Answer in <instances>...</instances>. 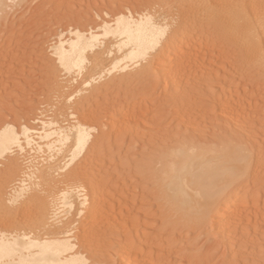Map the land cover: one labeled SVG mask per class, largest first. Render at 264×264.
<instances>
[{
  "label": "rangeland",
  "instance_id": "obj_1",
  "mask_svg": "<svg viewBox=\"0 0 264 264\" xmlns=\"http://www.w3.org/2000/svg\"><path fill=\"white\" fill-rule=\"evenodd\" d=\"M125 1H126V3H125ZM127 1L128 0H22L20 2H19V0H15V2H13V0L11 1L12 4H10V5H12V6L9 7V9H10L9 14L10 13L11 14L7 18V24H6L7 26H5L6 28H4V31L2 33H0V34H2V35H0V131H6L7 132L8 130H10V131H8L9 134L17 135L18 132H21V130L23 131V129H26V131L19 133L20 135H17V137L21 136V138H22V136L26 133H27L26 134L27 136H25V135L23 136V138L25 140H23V138L22 139L18 138L20 140L21 147H19L18 145H14L12 151H7V152L3 153L2 155L0 154V186H1L0 187L1 188L0 189V191H1L0 192V194H1L0 195V221H2V222H0V231H2L0 233L2 234V238L5 237V236H3V233H4V235H7L9 240H13V238L15 239L17 236H21L23 234H31L30 235L31 237L40 236V237H52L53 238V237L57 236V238H59L60 241L64 242V240H65L70 247L71 246L74 247V248H72V250H70V253L72 255H74V254H75L74 256L78 255V258L81 260V256L83 254L81 261L84 260L85 262L84 261L83 262L85 264H88V263L89 264H110V263L111 264H121L120 260L123 259L122 258L123 255L120 254L122 251L121 245H122V243H125L126 238H129L130 236L135 237V238L139 236L138 242L140 244L138 243V245H140V249H142L143 255H145V254L147 255L146 257L145 256L142 257L144 261L145 260L147 261V259H146L147 257L150 258L152 256L154 258L155 255H157L154 258V260H156V263H154L155 261L151 257L150 258L151 260L149 259V261H151L150 264H231V263H233V262H231V259H230L231 256H233L232 261H235V259L237 261V259H239V255H242V253L244 254L245 251H243V250H246V248L251 249V247L254 248L255 245H257V244H259V245L263 244L262 245L263 247L260 249L261 252H258V254L256 253L257 255L256 254L253 255V252H251V254H252L251 255L250 254L251 250L248 249V252L246 251V253H249V254H247L248 258L245 256V254H246L245 253L244 257H243V255H242V257H240L241 260L243 259L242 260L243 263L239 259L238 260L239 262H237L236 264H264L263 263L264 262V258H263L264 257V254H263L264 253V249H263L264 248V179H263L264 172H262L264 170L263 169L264 168L263 167L264 166V163H263L264 162L263 161L264 160V158H263V156H264V144H262V143H264V0H222L220 2H219V0H216L217 5L208 14V16L199 20L198 24L195 27H193V26L191 27L194 34H197V31L199 29V31H198L199 35L197 34V36L199 38V43L197 45H199L200 43L201 44L198 47L201 48L203 52L208 51L207 52L208 54L206 53L207 59L205 57V62L203 63V61H204L203 60L202 64H204V66L206 64L210 65V66L213 65V66H211L212 68L209 66H207V67L205 66L204 68H201V69L205 70V73L203 70L201 71V69L195 71L197 77H196L195 73L193 74V77L195 75V80L197 81V79H198V81H197V83L195 81H194L195 83H192L193 85H195V84L196 85H195V89L193 90L194 92L193 91L190 92L189 95L193 94L191 96H194V98L190 97V96H186L185 91H187V89H188L187 85L185 87H183V89L185 90L184 92L180 91L181 97H180V95L178 97L179 93H176L173 89L166 88V84H165L164 80L160 79L159 73L155 67L157 65V58H156L157 54L155 52L159 48H162L168 44L167 39L169 38V36L172 35L171 31L173 32L177 28L179 23H183V24L185 23V19L183 18V14L180 12V10H178V8H175L173 10L174 11L173 12V11L166 10L164 7H161L160 2L162 0H129L128 2ZM9 3H10V1H9ZM254 3L257 5L255 6ZM157 6H159V7H157ZM253 6H254L255 10L254 9L252 10ZM130 11L134 15L135 18H140V16H143V15H152L156 18L157 21H164L165 17H167L166 19L175 20V24L172 26L171 30L168 31L167 35H164L161 38V40L157 44V46L152 48L151 56L149 57L150 60L147 63H143L144 65L140 64L139 66H137L133 69L127 70L125 68L123 70L124 61L123 60L119 61L116 64L117 67L112 71V73L108 72L107 68L106 69H104L105 67L102 68L101 72L96 76V79H95V81H97L99 83V85H97L95 87L94 86L85 87L86 88V89L84 88L85 90H83V88L82 89L76 88V86L78 84L77 82L79 79L77 73L72 68H66L63 64H61L62 62H61L59 56L57 55L58 50H55V48H52V47L57 45V42H58V44L63 43L66 48H70L69 44L71 42H75L76 40H78V37L82 36L83 40H85L86 43L88 42L92 46L91 49L93 50V52H95L96 54H99L100 56L106 58V60L110 64V63H112L114 57L119 55L122 51L126 50V47H122V49L119 50V47H118L119 42L115 43L118 41V39L117 38L115 39V37H113L112 34H107L106 31L104 32L105 29L103 28L104 27L103 25L105 24L106 26L107 25L109 26V25H111V23H112V25H114L115 24L114 22H116L117 18L120 16V14L128 13ZM212 15H214V16H212ZM189 16L190 15L188 13L187 17H189ZM110 17H112L113 20ZM200 18H202V17H200ZM110 19L112 20V22ZM106 21L107 22L110 21V22L106 23ZM102 22H103V24H102ZM216 22L217 23L219 22L218 28L216 26V24H217ZM98 25H100V26H98ZM95 26H96V28H95ZM100 27H102V28H100ZM206 31H207V33L205 34ZM201 35L202 36L204 35L203 36L204 40H203ZM210 36H212V39H210L211 38ZM213 38H214V41H216V44L218 43L217 45L213 41ZM208 40L210 42H207ZM208 43L210 44V46L207 45ZM204 44H205V46H204ZM207 46H209L208 50H206ZM191 47L192 48L194 47L193 50L198 48L195 45H193ZM216 47H217V49L219 48L218 52L216 51L217 50ZM209 49H211V50L209 51ZM53 50H55L56 52H54ZM216 52H217V54H216ZM209 53H210V56H209ZM233 54H234V56H233ZM212 56H215L216 58L212 57ZM210 57L213 58L215 62L213 61V59H210ZM229 57H230V61L228 62ZM57 58H59V60ZM208 60L211 63H209ZM217 61H219V64ZM221 62H223V63L221 64ZM59 64L63 65V67H60ZM144 66H145V68H144ZM190 66H192V64ZM216 66H218L219 67L218 69H220V70H218L216 68ZM150 67H151V69H149ZM214 67L217 69L216 71L213 70V69H215ZM142 69H143V71H142ZM149 70H150V72H149ZM200 71L203 72L204 75H202L200 73L199 74L200 76H198V73ZM208 71H212L214 74L215 73L216 74L219 73V74L217 77L215 75V79H214L215 81L213 80L210 84H208L209 86L206 85L204 88L202 87L201 89L197 88L196 86L198 85V83L200 81L209 79V77H210L209 73L210 72H208ZM217 71H219V72H217ZM136 72H138V73H136ZM142 73H144V74H142ZM119 74H120V76H119ZM224 74H225V76H224ZM69 76H70V78H69ZM219 76H221V77H219ZM198 77H200V78H198ZM191 79H192V77H191ZM237 79L239 81H236ZM143 80H145V81H143ZM185 80H187V79H185ZM153 81H157V83L153 82ZM190 81L192 82L193 80H190ZM217 81H218V83H216ZM149 82L153 86L150 85ZM188 82H189V79H188ZM188 82H186V83H188ZM219 82H220V87L218 86ZM119 84L121 87L118 86ZM140 84H142V85H140ZM73 85H74V87H73ZM146 85L152 86V87L155 86L154 87L155 90H153L152 87H146ZM163 86H165L164 89H163ZM210 86L214 87L215 89L209 90ZM115 87H117V88H115ZM118 87L120 89H118ZM74 88H76V89L74 90ZM205 88L207 90H204ZM97 89H99V90H97ZM197 89H199V91L201 90V92L197 91ZM245 89H246V92H244ZM92 90H93V92H92ZM180 90H182V89H180ZM202 90H204L205 92L202 93ZM66 91H67V93L72 92L70 94L68 93L69 96L67 94V96H66L67 98L63 95V94L66 95ZM211 91H213V92L211 93ZM230 91H231V93H230ZM239 91L241 93L242 92L243 93L241 94V93H239ZM196 92L197 93L199 92L200 94L199 93L197 94ZM237 92L239 94H241V96H242L241 97L242 101H240L239 104L235 100L236 95L238 94ZM228 93L230 96L232 95L231 98H230V96H228ZM233 93H235V94H233ZM73 94H74V96H73ZM182 94L183 95L185 94L184 96H186V97L183 98ZM225 94L227 95V98H229L228 101L233 102L234 106L232 105V103L227 102V98L223 97ZM197 95H198V97L200 96V98H202V100H204V102L202 100H200L197 97ZM203 95L204 96L209 95V99H207V98L203 99V97H204ZM195 96L197 97L196 99H195ZM216 96H218V97L216 98ZM71 97H72V100H71ZM95 97H97V98H95ZM187 97L190 99H188ZM185 98H187V101ZM218 98L220 101L218 100ZM145 99H146L147 103H145L146 102ZM169 99H171V100H169ZM205 99H206V101H205ZM62 100H68V101H66L68 103H66L65 101H62ZM177 100H179V102ZM231 100H233V101H231ZM188 101L190 102V104ZM221 101L222 102L224 101L225 103H227L226 104L227 108H224L223 112L221 109H222L223 105H225V103L223 102V104H221L222 103ZM139 102H141V105L139 104ZM180 102H182L183 104L182 103L180 104ZM209 102H210V104H208ZM185 103L187 104V106H191V107L193 106L194 108H195L194 105H197L198 109H197V107L195 108V110H193L194 109L193 107H192L193 109L190 107L187 108ZM241 103H242V105L243 104L244 105L246 104V105L242 106ZM68 104H70V105H68ZM131 104L134 105V107L138 106V108H136V107L134 109L130 108V107H132ZM175 104H178V106ZM179 104L182 106H180ZM62 105H65L63 107L64 109L61 107ZM127 105H130V107ZM200 105H202V106L199 109ZM211 105H212V107H211ZM58 106H60L61 108L59 107V110L58 109L56 110V108H58ZM66 106L68 107L67 109H66ZM125 106H127V107L125 108ZM179 106L181 107V109L184 108L185 110L182 109L183 111L181 112V109ZM213 106H215V107H213ZM206 107L208 109H204ZM139 108L140 109L142 108V109L140 110ZM236 108H239V110ZM117 109L121 113H119ZM125 109L127 111L129 110L130 113H129V111L124 112ZM130 109L133 111L135 110V113L132 111L135 115L131 112ZM176 109L178 111H176ZM231 109H233V110H231ZM171 110H173V111H171ZM199 110H201V111L199 112ZM205 110H208L209 113H208V111L206 112ZM94 111H95V113H93ZM138 111L139 112L142 111L141 113H139L140 115L137 113ZM210 111H212V112H210ZM224 111H225V113H224ZM81 112H84L85 114L81 113ZM91 112L93 114H91ZM123 112L126 115L128 113L129 115H127V116H129V117L134 115L132 118L131 117L128 118L126 116L128 120L125 119V120H127L128 124L130 123L128 121H131L132 124L130 123L128 126L127 123L126 124L124 123V121H125L124 120L123 124L121 123V125H125V126L120 127L121 125H119L117 127L111 128L110 124L112 122L111 121L112 118L117 116V113L119 115V114H122ZM180 112H181V114H180ZM194 112L197 113V115L199 114L200 116L199 115L197 116L196 114H194ZM108 113H110V115ZM183 113H184V115L182 116ZM186 113L189 114V116L191 115L190 117H191V120L193 122L190 120V118L186 120L187 123L185 122V117L187 115ZM226 113L228 114V116ZM70 114H72V115H70ZM86 114L89 116H87ZM106 114H108V116L112 115V117H108ZM175 114L177 117L175 116ZM178 114H180V115H178ZM85 115H86V117H84ZM192 115H194V117ZM203 115H205V116H203ZM79 116H80V118H78ZM90 116L91 117L95 116L94 121H95V119H96V121L94 122L92 120L93 118H91V120H89ZM135 116H136V118H135ZM178 116H180V117H178ZM48 117H50V118H48ZM66 117H68V118H66ZM173 117H175V118H173ZM181 117H183V118H181ZM234 117L236 118V120ZM179 118L184 119V120H181V119L179 120ZM192 118H194V119H192ZM155 119H156V122H154ZM237 119H238V121H237ZM43 120H45L47 123H45V121H43ZM109 120H110V122H109ZM84 121H87V122L90 121V124H88L86 126L91 133V140L90 141L94 142L95 144L94 143L92 144L91 142H89L90 144L88 143V144L83 145V148H79V149L73 148V147H75L74 146L75 135H74V128L73 127L75 126L76 122L79 123V122H84ZM190 121H191V123H190ZM42 122H44V123H42ZM49 122H51V123L49 125H46ZM183 122H184V125H182ZM198 122H199V124H198ZM71 123L74 125H72ZM194 123L197 124V126H195ZM95 125L97 126V128L95 127ZM186 125H187V128H186ZM190 125H192V126L190 127V130H189ZM12 126H13V128L15 127V129H14L15 131H13V128H11ZM68 126H69V128H68ZM127 126L129 127V129L131 127L132 130L131 129L129 130L128 128L127 129L124 128ZM198 126H200V127L198 128ZM224 126L227 129H225ZM27 127H28V129L30 128L32 130L29 129V131H27ZM165 127H166V129H164ZM192 127H195L196 129L193 128V131H191ZM116 128L118 131L116 130ZM119 128L120 129L124 128L125 131H124V129L120 130ZM50 129H52V130L57 129V132H55L51 135L52 140H56V139L58 140L59 139L58 135H60L61 132H63L62 134H64V133L68 134L69 133L70 136L69 135L67 136L68 137V139L66 140L67 143H65V145H67V144H69V145L65 146V148H63L62 150L57 149L56 151L53 150L51 152H50L48 147H46V148L44 147L43 149L40 150V148L38 146V144L41 140L40 138H41L42 134H46L47 132H49L48 130H50ZM66 129L68 132L66 131ZM44 130H46V131L44 132ZM160 130L161 131L166 130V131L164 133H162L163 131L161 132ZM30 131L32 134L28 133ZM42 131H43V133H42ZM112 131H113V134H112ZM115 131H116V133H115ZM225 131H226V136H227V139L225 140V142H227V144L230 143V144L237 146V148H236L237 150L238 149L240 150L242 148L241 151L252 153L255 157L254 158L255 162L258 161L259 160L258 157L261 156L260 157L261 161H259L260 164H259V162H258V164L257 163H254V164H255V167H257L256 172L260 170V172L262 173V175H261L260 172L259 173L257 172V177H256L257 183L256 182L251 183V180L253 179L252 181H255L256 178H252L248 181L249 186L250 185H252V186H250V187L248 186L247 194H246L248 199L246 198L247 202H246V200L244 201V202H246V205L243 204V206L246 207L245 209H243L244 215L249 218V221L246 220L248 223H246L244 221L242 224L243 226L241 225V228L239 226V228L234 232V237H233V233H231L230 236H227L228 239H227V237H225V238L221 237L220 232L217 231V226L215 223H213L214 218H215L214 215L211 216L209 218V220H207L205 223L200 224V225L193 223L191 220L185 221V219L184 220L178 219L175 216L174 211L169 210L168 207L166 206V204L164 203V201L161 200V197L163 196V194L157 192L158 188H159V186H158L159 181L155 180V179L154 180L151 179L152 171H151V169L147 170V168H149V167L145 166V164H144L145 162L143 163V161H142L143 159L144 160H147V159L150 160L151 159L150 157L154 156L155 154H157V152L161 151L162 149L164 150L165 147L167 150H172L175 141L178 138L179 139L183 138L184 134H187L188 138H192L194 136L195 132H197V133L200 132L199 134L204 132L202 135L206 137L207 141H209L210 139H214V137L217 133L225 135V133H224ZM235 131H237V132H235ZM10 132H13V133H10ZM169 132H173V133H169ZM33 133H34V135L36 134L35 137H34ZM109 133H110V138H108ZM117 133H120V135L119 134L117 135ZM154 133H156V134H154ZM160 133H162V136ZM175 133H179V134L175 135ZM240 133H241V135H240ZM28 134H31L32 137ZM166 134L168 135V137ZM253 134L255 136H253ZM39 135H41V136H39ZM159 135H160V137H159ZM164 135L167 138L163 137ZM173 135H175V136L179 135L181 137L177 136V138H176ZM113 136H114V138H113ZM170 136H172V137H170ZM236 136H238V137H236ZM245 136L249 140L246 139ZM26 137H27V139H26ZM97 137H99V138H97ZM106 137L108 138V140H107L108 143L105 141V143H106L105 144L104 141H102V140H104ZM117 137H119V139L116 140ZM233 137H234V139L231 142V138H233ZM254 137H257V139L255 140ZM29 138H30V140H28ZM32 138L34 140L36 139L35 140L36 142L33 141ZM100 138H103V139L100 140ZM96 139H98V140H96ZM170 140L171 141L173 140V141L170 143ZM240 140H241V142H239ZM99 141H100V143H99ZM166 141H168V142H166ZM25 142H26V144H25ZM101 142H102L103 148H102ZM259 142H261L262 146ZM33 144H35V145H33ZM59 144H60V142H58V145ZM90 145H91V147H90ZM92 145L96 148L97 151L95 150L94 147H92ZM25 146H27V147H25ZM29 146H31V147H29ZM97 146H99L101 148H99V150H98ZM31 148H32V150H31ZM47 148H48V150H47ZM68 148H69V151L67 150ZM91 148H92V150L94 148V150L96 151V156L100 153L103 157H107L106 158L107 160L105 158H103L101 155H98L99 157L97 156V158L95 159V161H97V163H95L94 162L95 157H93V155L91 153V152H93V154H95L94 153L95 151L94 150L91 151ZM29 150H31V151H29ZM66 150L68 152H66ZM70 150H71V152H70ZM43 151H45V152H43ZM105 151H107V153ZM111 151H113V152L111 153ZM241 151H239V152H241ZM8 152H10V153H8ZM89 152L91 154H89ZM25 153H27V154H25ZM28 154H30L33 158L30 157V155H28ZM46 154H48V155L46 156ZM150 154H152V155L150 156ZM68 156H70V157H68ZM90 156H92L93 159L90 158ZM35 158H36V160H35ZM89 158L92 160L93 163L89 161L90 160ZM100 158L103 159L104 163H102V164H105L106 168L100 167V164H101L100 162H102L99 160ZM110 161H111V164H110ZM89 162L92 163L93 166H95V167L92 166L93 167L92 170H95V172H96L95 174H98L97 172L100 170V168H101V171L103 170V168H104V172L106 170L105 173H103V171L101 173H103L104 175L106 174L107 181H105L106 179H103V180L101 179L102 180V181H100L101 185L99 184L98 185L99 187L96 186L98 189L95 187V190L97 192L94 191L95 193L98 194L99 199L101 197H103L104 200H105V198L107 200L106 202H104L102 198L100 199V200H102V205L105 204V207H106L105 213L104 212L100 213L101 214L100 217H101L102 221H100V217H97V215H99V214H96V216H93V214L95 215V213L93 212V210L91 208L93 196H94L93 190H92V193L90 190V189H93L91 186V176L94 174V171H93V174L88 173L86 175V173L90 172V170H91L90 169V170L85 171V169H88L91 167V166H89L91 164H88ZM33 163H34V165H33ZM94 163L97 165L99 164L98 165V171H96L97 165H95ZM37 164H39V165H37ZM46 164H48L49 166ZM256 164H257V166H256ZM261 164L263 166H261ZM22 165H23V167H22ZM43 165H45V166H43ZM34 166H36V168ZM41 166L49 168V170L51 169L50 170L51 174H52L51 179H53V181H55L57 185H59L61 183V181L64 180L67 176L72 174L74 176V181L76 183L75 186L78 188L80 187V185L82 186V188H79V191H82L81 192L82 196L80 197L79 202L76 204V206L73 209H71V212H68V211L65 212L66 209H65V211L61 210V209H57L54 202H53V204H50L51 203L50 201L49 202H43L40 205H37L36 203L38 201L37 199L39 196L33 197L31 202L29 200L28 201L26 200V197L28 196V194L37 193V191L33 188L34 186H32V185H34V183L36 182L35 179H37V181L39 179V171H40ZM87 166H89V167H87ZM26 167L29 169H27ZM33 168H34V170H33ZM15 169H18V170L15 171ZM30 170H31V172H30ZM80 170L81 171L84 170L85 172L84 171L81 172ZM92 170H91V172H92ZM23 171L25 172V174ZM148 171H151V172L148 173ZM26 172H27V174H26ZM101 173L99 172L98 175H100L101 178L105 177ZM142 173H144V174H142ZM28 174L30 176L31 175L32 176L30 177ZM62 174H63V176H62ZM90 174H92V175H90ZM28 177L30 178V180ZM84 178H86V179H84ZM261 179H263V180H261ZM21 182H24V183L22 184ZM102 182H103V186H105L103 188H105V189L102 188L103 191H100L101 186H102ZM106 182H108V184L110 183L111 185L109 184V186H107L108 184ZM20 183L22 185H20ZM29 183H31V185ZM104 183H106L107 185ZM145 183H147L148 185H145ZM115 185L117 186V188ZM127 185H129V186H127ZM22 186H23L24 190L21 189L22 190L21 192H23V191L24 192L27 191V192L24 194L25 196L19 197L21 192L20 193H15V192L16 191L19 192L20 191L19 187L22 188ZM25 186L27 187V189L24 188ZM87 186H90V187H87ZM130 186H134V187H130ZM12 187H13V190L11 189ZM15 187H16V189H15ZM136 188H138V189H136ZM153 188H155L157 191L156 190L154 191ZM126 189H129V190H127L128 192L125 191ZM98 190L100 191V194H99ZM134 190H137V192H135ZM248 190H249V193H248ZM129 191H130V193H129ZM125 192H127L128 194ZM154 192H156L157 195H156V193L154 195ZM15 194H18V197H15V196H17ZM248 194H249V196H248ZM5 196H7V197H5ZM11 197L14 199L15 203L13 202ZM24 197H25V201L23 202L22 205L23 206H28V205L32 206L33 211L28 210V213H26V215L23 218H20V217H17V214L15 215V213L17 211L16 202H18L20 200L21 201L24 200ZM9 199H10V201H9ZM6 200H8V201L5 202ZM11 200H12V203H11ZM125 200H126V202H125ZM257 201H258V204H257ZM2 202H4V203H2ZM89 202L91 203V205ZM118 202H121V203H118ZM154 202H155V204H154ZM161 203H163V204H161ZM46 204H48L50 207ZM111 204H112V206H111ZM118 204L120 207L119 206L117 207ZM256 204L258 206H256ZM53 205H54V207H53ZM109 207H111V208H109ZM115 208H116V210H114ZM123 208H124V210H123ZM43 209H45V210H43ZM49 209H50V211H49ZM54 209H57V211ZM80 209L82 210V212ZM60 210H61V212L63 211L61 213L63 215L59 214ZM113 210L115 211V213ZM29 211H32V214H31V212L29 213ZM78 211H80V212H78ZM118 211H119V213H118ZM64 212H65V214H64ZM89 212H91L90 216L92 215L93 218L89 217ZM116 213L118 214V216ZM122 213H124V214H122ZM158 213L160 216L158 215ZM27 214L29 215L28 218H27ZM39 214H40V216H39ZM119 214H120V216H119ZM47 215H50L51 217L47 216ZM53 215L55 217H53ZM104 215L106 218H109V219H107L108 221L106 220ZM133 216H134V218H133ZM130 218H132L133 223H132V220ZM137 218H139V219H137ZM89 219L91 222L89 221ZM93 219H94V221H93ZM136 220H138L137 224H135ZM45 221H46V223H45ZM56 221H58L59 224ZM92 221H93V223H92ZM98 221L100 224L95 223ZM39 223H41V224H39ZM106 223H107V225H106ZM138 223H140V225ZM3 224H4V226H3ZM86 224H88V225H86ZM91 224H94V225H91ZM192 224H194L196 226H193ZM210 224L211 225L213 224V225L211 226ZM97 225H100V227ZM143 225H145V227ZM191 225H192V227H191ZM94 226L95 227L97 226L98 230L96 229L97 227L95 228ZM106 226H108V227H106ZM126 226H128V228ZM206 226H207V228H206ZM209 226H211V227L208 228ZM52 227H54V229ZM56 228H58V229H56ZM59 228H62V229H59ZM198 228H199V232L197 230ZM204 229H205V231H203ZM43 231L44 232L46 231V233L47 232L48 233L46 234ZM55 231H56V233H54ZM89 231L92 233L90 234ZM94 231H95L96 235H95ZM85 232H86V234H88V235L85 234L86 237H88L90 234L89 238H87V239L83 235ZM141 232L143 235H145V237L141 234ZM202 232L205 236V239H203L204 236H202L203 235V234H201ZM246 232H248L247 235L250 234V236H248V238H246L248 241H251V237L254 239L256 238L255 241H252V242H255L254 247L251 246L252 244L249 245V247L244 246L243 242L244 243L246 242L245 237H247L245 235ZM15 233H17V234H15ZM93 233H94V236H96L94 238H92ZM130 233H131V235H130ZM69 234H70V236H69ZM120 234H121V236H117ZM60 235H62L63 237H61ZM67 235H68V237H66V238H69L70 240L69 239L66 240L65 236H67ZM122 235L125 236V239H124V237H122ZM127 235H128V237H127ZM141 235H142V237H141ZM74 237H76V238H74ZM242 237H243V239H242ZM61 238L62 239L64 238V240H62ZM90 238H92L93 240ZM239 238H241L242 240L241 239L238 240ZM0 239H1V236H0ZM88 239H90L89 241H87L89 243H87L85 241ZM196 239H198V240L195 243ZM230 239L234 242L236 241L235 243L237 244V246L238 245L241 246L243 244L244 247L241 246V248H239V246H238V248H237V246L235 245L234 249H232L230 246H227L229 244H226V243H229L231 241ZM233 239H235V240H233ZM254 239H252V240H254ZM258 240L260 241L259 243L256 242ZM220 242H222V243H220ZM194 243H195V245H194ZM260 243H262V244H260ZM113 246H115V247H113ZM203 247H205V248H203ZM236 248L239 251L238 253H235L237 251ZM76 249H77V251H76ZM198 249H201V250H198ZM262 249H263V252H262ZM107 250L109 252H112L109 255L112 254L111 256H113V257H111V256L110 257L113 259H110L109 255L107 253ZM119 250H120V252H119ZM229 250H230V252H227ZM252 251H254V250H252ZM104 252H106V254ZM159 252H160V255H159ZM232 252L234 253V255H231ZM102 253H104L105 255ZM227 253H228V256H227ZM229 253H230V255H229ZM260 253L263 255H260ZM148 254H149V256H148ZM98 255H99V257H98ZM249 256H251V257L257 256L258 258H260V260H259L260 263H258V262L256 263L258 258L255 261V260H251V259H255L256 257H252V258L250 257L249 258ZM119 257L121 259H119ZM96 258H97V260H96ZM156 258H159V260L157 261ZM85 259L87 260V262ZM104 259H105V261H104ZM114 259L116 260V262L114 261ZM252 261H254V262H252ZM141 264H143V263H141ZM144 264H146V262Z\"/></svg>",
  "mask_w": 264,
  "mask_h": 264
},
{
  "label": "bare ground",
  "instance_id": "obj_2",
  "mask_svg": "<svg viewBox=\"0 0 264 264\" xmlns=\"http://www.w3.org/2000/svg\"><path fill=\"white\" fill-rule=\"evenodd\" d=\"M9 1H10V3H9ZM11 1L12 0H0V33H2L3 31H4V28H6L5 26H7L6 24H7V18H8V16L11 14H9V7L10 6H12V5H10V4H12L11 3ZM20 1H22V0H19V2ZM129 1V0H128ZM127 1V2H128ZM220 1H222V0H219V2ZM13 2H15V0H13ZM252 2V1H251ZM18 3V2H17ZM125 3H126V1H125ZM135 3V2H134ZM232 3V2H231ZM253 3V2H252ZM251 3V4H252ZM160 4H161V7H164L166 10H169V11H173L175 8H178V10H180V12L183 14V18L185 19V25L183 24V23H179V25L177 26V28L172 32L171 31V33H172V35L171 36H169V38L167 39V42H168V44L166 45V46H164V47H162V48H159L155 53L157 54L156 55V58H157V65L155 66L156 67V69H157V71H158V73H159V77H160V79H162V80H164V82H165V84H166V88H171V89H173L176 93H179L178 94V97H179V95H180V97H181V92L180 91H185L184 89H183V87H185L186 85H187V91H185V94H186V96H190V97H193L194 98V96H191V95H193V94H191V95H189L190 94V92H192L194 89H195V85H193L192 83H197V81H198V79H197V81L195 80V75H196V73H195V71H197V70H200L201 68H204L205 66L207 67V66H209V67H211V66H213V65H205L204 66V64H202V61H203V63L205 62V57L207 56V52H203L202 51V49L201 48H199L198 46L201 44H199V45H197L198 43H199V38H198V36H197V34L199 35V33H198V31H199V29H198V31H197V34H194L193 33V30L191 29V27L193 26V27H195L197 24H198V22H199V20H201V19H203L204 17H206V16H208V14L213 10V8L217 5V1L216 0H162L161 2H160ZM250 4V5H251ZM263 4V3H262ZM232 5V4H231ZM253 5V4H252ZM254 5L256 6L257 4H255L254 3ZM14 6V5H13ZM142 6V5H141ZM221 6V5H220ZM234 6V5H233ZM157 7H159V6H157ZM250 7V6H249ZM258 7V6H257ZM243 8V7H242ZM138 9V8H137ZM255 10V8H254V6L252 7V10ZM258 9V8H257ZM256 9V10H257ZM135 10V9H134ZM162 10V9H161ZM228 10V9H227ZM239 10V9H238ZM222 11V10H221ZM220 11V12H221ZM244 11V10H243ZM149 12V11H148ZM174 12V11H173ZM257 12V11H256ZM261 12V11H260ZM259 12V13H260ZM137 13V12H136ZM189 13V17H187V14ZM224 13V12H223ZM143 14V13H142ZM148 14V13H147ZM215 14V13H214ZM220 14V13H219ZM262 14V13H261ZM163 15V14H162ZM218 15V14H217ZM229 15V14H228ZM212 16H214V15H212ZM234 16V15H233ZM171 17V16H170ZM200 17H202V18H200ZM112 20H113V18L112 17H110ZM160 18V17H159ZM167 17H165V20L164 21H157L156 20V18L154 17V16H152V15H143V16H140V18H135L134 17V15L131 13V11L130 12H128V13H122V14H120V16L117 18V20H116V22H114L115 24L114 25H112V23H111V25H103L102 27L105 29L104 30V32L106 31V33L107 34H112V36L113 37H115V39L117 38L118 39V41L117 42H115V43H118L119 42V45H118V47H119V50H121L122 49V47H126V50L125 51H122L119 55H117L116 57H114V59H113V61H112V63H108V61L106 60V58H104V57H102V56H100L99 54H96L95 52H93V50L91 49L92 48V46L87 42H85V40H83V37L82 36H80V37H78V40H76L75 42H69L70 44V48H66L65 46H64V44L63 43H59L58 44V42H57V45H55L54 47H52V48H55V50H58L57 51V55L59 56V58H60V60H61V64H63L66 68H72L76 73H77V75H78V77H79V79H78V84H77V86H76V88H83V90H85L86 88L85 87H88V86H97V85H99V83L97 82V81H95V79H96V76L101 72V70H102V68H104V69H106L107 68V71L108 72H110V73H112V71L117 67L116 66V64L119 62V61H124V68H123V70L126 68L127 70H129V69H133V68H135V67H137V66H139L140 64H143V63H147L150 59H149V57L151 56V50H152V48H154V47H156L157 46V44L160 42V40H161V38L164 36V35H167V33H168V31L169 30H171V28H172V26L175 24V20H173V19H166ZM212 18V17H211ZM215 18V17H214ZM218 18V17H217ZM223 18V17H222ZM110 19V20H111ZM164 19V18H163ZM231 19V18H230ZM107 20V19H106ZM112 20H111V22H112ZM214 20V19H213ZM229 20V19H228ZM9 21V20H8ZM222 21V20H221ZM80 22V21H79ZM110 21H106V23H109ZM237 22V21H236ZM215 23V22H214ZM217 23V22H216ZM100 24V23H99ZM102 24H103V22H102ZM101 24V25H102ZM233 24V23H232ZM211 25V24H210ZM84 26V25H83ZM98 26H100V25H98ZM106 26V27H105ZM216 26H217V28L219 27V22L216 24ZM85 27V26H84ZM83 27V28H84ZM102 27H100V28H102ZM95 28H96V26H95ZM65 29V28H64ZM82 29V28H81ZM196 29V28H195ZM215 29V28H214ZM91 30V29H90ZM204 32V31H203ZM207 33V31L205 32V34ZM204 34V35H205ZM219 34V33H218ZM0 35H2V34H0ZM97 35V34H96ZM101 35V34H100ZM203 35V36H204ZM228 35V34H227ZM68 36V35H67ZM202 36V35H201ZM202 36V38H203V40H204V37ZM110 37V36H109ZM206 37V36H205ZM211 38L210 39H212V36H210ZM68 38V37H67ZM87 38V37H86ZM201 38V39H202ZM114 39V40H115ZM207 39V38H206ZM205 39V40H206ZM70 40V39H69ZM73 40V39H72ZM61 41V40H60ZM202 41V40H201ZM200 41V42H201ZM213 41H214V38H213ZM220 41V40H219ZM218 41V42H219ZM63 42V41H62ZM67 42V41H66ZM205 42V41H204ZM207 42H210L209 40L207 41ZM206 42V43H207ZM215 42V44H216V41H214ZM221 42V41H220ZM53 43V42H52ZM56 44V43H55ZM114 44V43H113ZM203 44V43H202ZM214 44V45H215ZM218 44V43H217ZM216 44V45H217ZM223 44V43H222ZM98 45V44H97ZM116 45V44H115ZM193 45H195V46H197L198 48H196L195 50H193V48L191 47V46H193ZM207 45H209L210 46V44L208 43ZM213 45V46H214ZM67 46V45H66ZM203 46V45H202ZM204 46H205V44H204ZM209 46H207V49L206 50H208V47ZM222 46V45H221ZM201 47V46H200ZM219 47V46H218ZM192 48V49H191ZM203 48V47H202ZM206 48V47H205ZM214 48V47H213ZM212 48V49H213ZM104 49V48H103ZM216 49H217V47H216ZM219 49V48H218ZM216 50L217 52L219 51V50ZM224 49V48H223ZM55 50H53L54 52H56ZM211 49H209V51H210ZM223 51V50H222ZM217 52H216V54H217ZM231 52V51H230ZM207 53V54H206ZM215 53V52H214ZM235 53V52H234ZM219 54V53H218ZM52 56V55H51ZM209 56H210V53H209ZM219 56V55H218ZM223 56V55H222ZM227 56V55H226ZM225 56V57H226ZM233 56H234V54H233ZM212 57H215V56H212ZM59 58H57L58 60H59ZM216 58V57H215ZM206 59H207V57H206ZM210 59H213V58H211L210 57ZM219 59V58H218ZM220 60V59H219ZM223 60V59H222ZM209 61V60H208ZM213 61H214V59H213ZM230 61V57H229V60H228V62ZM215 62V61H214ZM218 62V64H219V61H217ZM209 63H211L210 61H209ZM223 62H221V64H222ZM61 64H59L60 65V67H63V65H61ZM156 64V63H155ZM192 64V66H190ZM213 64V63H212ZM217 64V63H216ZM215 64V65H216ZM226 64V63H225ZM224 64V65H225ZM144 65V64H143ZM223 65V66H224ZM219 66V65H218ZM218 66H216V68L218 69L219 67ZM148 67V66H147ZM221 67V66H220ZM144 68H145V66H144ZM212 68V67H211ZM215 68V67H214ZM213 69L214 71H216L217 69ZM226 68V67H225ZM149 69H151V67L149 68ZM208 69V68H207ZM224 69V68H223ZM118 70V69H117ZM122 70V71H123ZM140 70V69H139ZM138 70V71H139ZM154 70V69H153ZM203 69H201V71H202ZM212 70V69H211ZM218 70H220V69H218ZM133 71V70H132ZM136 71V70H135ZM142 71H143V69H142ZM146 71V70H145ZM199 72L198 73V76H200L199 74L201 73L202 75H204L203 74V72ZM204 71V73H205V70H203ZM131 72V71H130ZM149 72H150V70H149ZM207 72V71H206ZM208 72H210L209 73V79H207V80H203V81H200L199 83H198V85L196 86L197 88H199V89H201L202 87L204 88L206 85H208V84H210L214 79H215V75H216V77L218 76V74H214L212 71H208ZM217 72H219V71H217ZM115 73V72H114ZM124 73V72H123ZM136 73H138V72H136ZM155 73V72H154ZM153 73V74H154ZM195 73V75H194V77H193V74ZM66 74V73H65ZM107 74V73H106ZM142 74H144V73H142ZM71 75V74H70ZM147 75V74H146ZM152 75V74H151ZM223 75V74H222ZM119 76H120V74H119ZM143 76V75H142ZM224 76H225V74H224ZM100 77V76H99ZM145 77V76H144ZM153 77V76H152ZM191 77H192V79H191ZM196 77H197V75H196ZM219 77H221V76H219ZM69 78H70V76H69ZM72 78V77H71ZM75 78V77H74ZM73 78V79H74ZM133 78V77H132ZM194 78V79H193ZM198 78H200V77H198ZM223 78V77H222ZM113 79V78H112ZM123 79V78H122ZM129 79V78H128ZM185 79H187V80H185ZM188 79H189V82H188ZM75 80V79H74ZM99 80V79H98ZM190 80H193L192 82L190 81ZM76 81V80H75ZM135 81V80H134ZM143 81H145V80H143ZM195 81V82H194ZM215 81V80H214ZM236 81H239L238 79L236 80ZM70 82V81H69ZM153 82H156L157 83V81H153ZM185 82V83H184ZM186 82H188V83H186ZM142 83V82H141ZM216 83H218V81L216 82ZM236 83V82H235ZM234 83V84H235ZM238 83V82H237ZM240 83V82H239ZM111 84V83H110ZM129 84V83H128ZM131 84V83H130ZM149 84L150 85H152L150 82H149ZM233 84V85H234ZM140 85H142V84H140ZM164 85V84H163ZM184 85V86H183ZM215 85V84H214ZM242 85V84H241ZM108 86V85H107ZM118 86H120V84L118 85ZM123 86V85H122ZM153 86V85H152ZM152 86H148V85H146V87H152ZM209 86V85H208ZM219 87H220V82H219V85H218ZM222 86V85H221ZM229 86V85H228ZM73 87H74V85H73ZM121 87V86H120ZM145 87V88H146ZM155 87V86H154ZM154 87H152L153 88V90H155L154 89ZM159 87V86H158ZM164 87L165 86H163V89H164ZM235 87V86H234ZM72 88V87H71ZM70 88V89H71ZM76 88H74V90L76 89ZM85 88V89H84ZM115 88H117V87H115ZM211 88V89H210ZM69 89V88H68ZM118 89H120L119 87H118ZM157 89V88H156ZM162 89V90H163ZM180 89H182V90H180ZM199 89H197V91H199ZM214 90L215 88L214 87H209V90ZM78 90V89H77ZM97 90H99V89H97ZM102 90V89H101ZM204 90H207L206 88L204 89ZM204 90H202V93H204L205 91ZM241 90V89H240ZM73 91V90H72ZM82 91V90H81ZM137 91V90H136ZM221 91V90H220ZM228 91V90H227ZM226 91V92H227ZM235 91V90H234ZM92 92H93V90H92ZM194 92V91H193ZM199 92H201V90L199 91ZM198 92V93H199ZM213 91H211V93H212ZM244 92H246V89H245V91ZM69 93V92H68ZM67 91H66V95L65 94H63L65 97L67 96ZM70 93H72V92H70ZM69 93V94H70ZM97 93V92H96ZM175 93V94H176ZM197 93V92H196ZM197 93V94H198ZM223 93V92H222ZM230 93H231V91H230ZM238 93V92H237ZM239 93H241L240 91H239ZM238 93V94H239ZM243 93V92H242ZM241 93V94H242ZM69 94H68V96H69ZM119 94V93H118ZM184 94V95H185ZM200 94V93H199ZM220 94V93H219ZM233 94H235V93H233ZM236 95V98H235V100H236V102L239 104V102L240 101H242L241 99V94H239V95ZM177 95V94H176ZM183 95V94H182ZM183 95V98L184 97H186V96H184ZM223 95V94H222ZM72 96V95H71ZM73 96H74V94H73ZM77 96V95H76ZM202 96V95H201ZM204 96V95H203ZM220 96V95H219ZM228 96H230L229 95V93H228ZM232 96V95H231ZM231 96H230V98H231ZM62 97V96H61ZM170 97V96H169ZM197 97H198V95H197ZM196 96H195V99L197 98ZM218 96H216V98H217ZM223 97H225V98H227V95L225 94ZM67 98V97H66ZM65 98V99H66ZM70 98V97H69ZM95 98H97V97H95ZM188 98V97H187ZM187 98H185L186 99V101H187ZM192 98V99H193ZM200 100H202V98H200V96L198 97ZM204 98H207V99H209V95L208 96H204L203 97V99ZM221 98V97H220ZM59 99V98H58ZM91 99V98H90ZM172 99V98H171ZM171 99H169V100H171ZM177 99V98H176ZM188 99H190V98H188ZM222 99V98H221ZM233 99V98H232ZM71 100H72V97H71ZM218 100H219V98H218ZM224 100V99H223ZM229 100V98H227V102L228 103H232V105H233V102H230V101H228ZM244 100V99H243ZM62 101H68V100H62ZM61 101V102H62ZM145 101H146V99H145ZM149 101V100H148ZM178 102H179V100H177ZM191 101V100H190ZM203 102H204V100H202ZM201 101V102H202ZM205 101H206V99H205ZM220 101V100H219ZM231 101H233V100H231ZM60 102V103H61ZM64 102V103H65ZM175 102V101H174ZM189 102V101H188ZM187 102V103H188ZM192 102V101H191ZM202 102V103H203ZM212 102V101H211ZM222 102V101H221ZM224 102V101H223ZM223 102L221 103V104H223ZM244 102V101H243ZM66 103H68V102H66ZM85 103V102H84ZM145 103H147V101L145 102ZM163 103V102H162ZM177 103V102H176ZM182 102H180V104H181ZM198 103V102H197ZM216 103V102H215ZM225 103V102H224ZM236 103V104H237ZM245 103V102H244ZM133 104V103H132ZM131 104V105H132ZM139 104L141 105V102H139ZM179 104V105H180ZM183 104V103H182ZM186 104V103H185ZM189 104H190V102H189ZM208 104H210V102L208 103ZM220 104V105H221ZM226 104L227 103H225V105H223V107H222V112H223V110H224V108H227V106H226ZM68 105H70V104H68ZM82 105V104H81ZM175 105H177L178 106V104H175ZM229 105V104H228ZM231 105V104H230ZM231 105V106H232ZM241 105H242V103H241ZM244 105V104H243ZM242 105V106H243ZM246 105V104H245ZM244 105V106H245ZM65 105H62L61 107L63 108ZM72 106V105H71ZM127 106H129L130 107V105H127ZM127 106H125V108L127 107ZM143 106V105H142ZM141 106V107H142ZM145 106V105H144ZM180 106H182V105H180ZM179 106V107H180ZM185 106V105H184ZM195 106V108L197 107V105H194ZM202 105H200L199 106V109H200V107H201ZM206 106V105H205ZM225 106V107H224ZM234 106V105H233ZM239 106V105H238ZM57 107V106H56ZM59 107L60 106H58V108H56V110L58 109L59 110ZM60 107V108H61ZM136 108H138V106H135ZM134 107V105H132V107H130V108H132V109H134L135 108ZM140 107V106H139ZM186 107L188 108V107H190V108H192L191 106H187V104H186ZM211 107H212V105H211ZM213 107H215V106H213ZM220 107V106H219ZM248 107V106H247ZM68 107L66 106V109H67ZM77 108V107H76ZM115 108V107H114ZM194 108V107H193ZM192 108V109H193ZM195 108L193 109V110H195ZM229 108V107H228ZM231 108V107H230ZM234 108V107H233ZM245 108V107H244ZM64 109V108H63ZM70 109V108H69ZM81 109V108H80ZM86 109V108H85ZM99 109V108H98ZM128 109V108H127ZM140 109V108H139ZM142 109V108H141ZM140 109V110H141ZM145 109V108H144ZM175 109V108H174ZM180 109H181V107H180ZM179 109V110H180ZM182 109H184V108H182ZM181 109V112L183 111ZM197 109H198V107H197ZM203 109V108H202ZM204 109H208L207 107L206 108H204ZM214 109V108H213ZM236 109H238L239 110V108H236ZM61 110V109H60ZM118 110V109H117ZM122 110V109H121ZM131 110V109H130ZM138 110V109H137ZM136 110V111H137ZM185 110V109H184ZM190 110V109H189ZM231 110H233V109H231ZM237 110V111H238ZM73 111V110H72ZM97 111V110H96ZM114 111V110H113ZM128 112L126 109L124 110V112ZM133 110H131V112H132ZM171 111H173V110H171ZM176 111H178L177 109H176ZM192 111V110H191ZM201 110H199V112H200ZM206 112L208 111V110H205ZM227 111V110H226ZM236 111V112H237ZM241 111V110H240ZM59 112V111H58ZM62 112V111H61ZM118 112H119V110H118ZM122 113V114H119L118 115V113H117V116H115V117H113L112 118V122H111V124L109 123L110 122V120H109V124L111 125V128L113 127H117V126H119V125H121V123L123 124V121L125 120V119H127V117L128 118H132L135 114V110L132 112L133 114V116H127V115H129L128 113H127V115L125 114V113ZM142 112V111H141ZM141 112H137L138 114L139 113H141ZM181 112H180V114H181ZM185 112V111H184ZM187 112V111H186ZM210 112H212V111H210ZM221 112V111H220ZM234 112V111H233ZM65 113V112H64ZM73 113V112H72ZM81 113H84V112H81ZM93 113H95V111L93 112ZM92 112H91V114H93ZM111 113V112H110ZM110 113H108L109 115H110ZM115 113V112H114ZM113 113V114H114ZM119 113H121V112H119ZM129 113H130V111H129ZM178 113V112H177ZM176 113V114H177ZM188 113V112H187ZM186 113V114H187ZM208 113H209V111H208ZM224 113H225V111H224ZM231 113V112H230ZM229 113V114H230ZM240 113V112H239ZM243 113V112H242ZM246 113V112H245ZM44 114V113H43ZM85 114V113H84ZM108 114H106L107 116H108ZM176 114H175V116H176ZM180 114H178V115H180ZM185 114V115H186ZM193 114V113H192ZM194 114H196L197 115V113H195L194 112ZM227 114V113H226ZM237 114V113H236ZM70 115H72V114H70ZM87 115V114H86ZM86 115L84 116V117H86ZM140 115V114H139ZM174 115V114H173ZM184 115V113L182 114V116ZM188 116H189V114H187ZM186 115V117H185V122L187 123V119H189L190 118V120H191V115L188 117ZM199 115V114H198ZM197 115V116H198ZM202 115V114H201ZM223 115V114H222ZM235 115V114H234ZM242 115V114H241ZM57 116V115H56ZM55 116V117H56ZM87 116H89V115H87ZM92 116V115H91ZM90 116V119L89 120H91V118H93L92 120L94 121V117H91ZM97 116V115H96ZM127 116V117H126ZM193 117H194V115H192ZM200 116V115H199ZM203 116H205V115H203ZM227 116H228V114H227ZM233 116V115H232ZM237 116V115H236ZM75 117V116H74ZM105 117V116H104ZM108 117H112V115L111 116H108ZM167 117V116H166ZM177 117V116H176ZM178 117H180V116H178ZM188 117V118H187ZM208 117V116H207ZM225 117V116H224ZM48 118H50V117H48ZM58 118V117H57ZM66 118H68V117H66ZM78 118H80V116L78 117ZM82 118V117H81ZM88 118V117H87ZM106 118V117H105ZM135 118H136V116H135ZM173 118H175V117H173ZM172 118V119H173ZM181 118H183V117H181ZM181 118H179V120L181 119ZM217 118V117H216ZM233 118V117H232ZM235 118V117H234ZM77 119V118H76ZM100 119V118H99ZM110 119V118H109ZM192 119H194V118H192ZM75 120V119H74ZM82 120V119H81ZM87 120V119H86ZM128 120V119H127ZM127 120H125L124 121V123L126 124L127 123ZM135 120V119H134ZM178 120V121H179ZM181 120H184V119H181ZM235 120H236V118H235ZM42 121V120H41ZM43 121H45V120H43ZM48 121V120H47ZM50 121V120H49ZM53 121V120H52ZM76 121V120H75ZM95 121H96V119H95ZM94 121V122H95ZM133 121V120H132ZM158 121V120H157ZM192 121V120H191ZM191 121H190V123H191ZM237 121H238V119H237ZM236 121V122H237ZM73 122V121H72ZM93 122V123H94ZM128 122H130L131 124H132V122L131 121H128ZM154 122H156V119H155V121ZM193 122V121H192ZM42 123H44V122H42ZM41 123V124H42ZM45 123H47L46 121H45ZM51 122H49L48 124H46V125H49ZM70 123V122H69ZM68 123V124H69ZM92 123V124H93ZM129 123V124H130ZM179 123V122H178ZM185 123V124H186ZM197 123V122H196ZM72 124V123H71ZM88 124H90V121L89 122H87V121H84V122H79V123H77L76 122V124H75V126L73 127L74 128V135H75V142H74V146L75 147H73V148H83V145H85V144H88L89 142H91L90 140H91V133H90V131L88 130V128H87V126L86 125H88ZM129 124L127 123V125L129 126ZM180 124V123H179ZM182 124V123H181ZM195 124V123H194ZM198 124H199V122H198ZM72 125H74V124H72ZM103 125V124H102ZM158 125V124H157ZM169 125V124H168ZM182 125H184V122H183V124ZM29 126V125H28ZM59 126V125H58ZM105 126V125H104ZM122 126H125V125H121L120 127H122ZM124 127V128H128L129 129V127ZM135 126V125H134ZM192 125H190L189 126V130H190V127H191ZM195 126H197V124H195ZM25 127V126H24ZM95 127L97 128V126L95 125ZM200 126H198V128H199ZM225 127V126H224ZM11 128H13V126L11 127ZM68 128H69V126H68ZM109 128V127H108ZM124 128H121L122 130L124 129ZM186 128H187V125H186ZM193 128L194 129H196L195 127H192L191 128V131H193ZM15 129V127L13 128V131H15L14 130ZM30 129V128H29ZM29 129H28V127H27V131H29ZM35 129V128H34ZM33 129V130H34ZM44 129V128H43ZM72 129V128H71ZM70 129V130H71ZM103 129V128H102ZM120 129V128H119ZM120 129V130H121ZM130 129L132 130V128L130 127ZM129 129V130H130ZM164 129H166V127L164 128ZM225 129H227L226 127H225ZM230 129V128H229ZM8 130V129H7ZM30 130H32V129H30ZM51 130V131H50ZM50 130H48L49 132H47L46 134H42V136L41 135H39V136H41V140H40V142H39V144H38V146H39V148H40V150L41 149H43L44 147L46 148V147H48L49 148V150H50V152L51 151H53V150H62L63 148H65V146H67V145H69V144H67V145H65V143H67V139H68V135H69V133L67 134V133H64V134H62L63 132H61V134L60 135H58L59 136V139L57 140H52L51 139V135L53 134V133H55V132H57V129H50ZM106 130V129H105ZM116 130H117V128H116ZM128 130V131H129ZM219 130V129H218ZM8 131H10V130H8ZM8 131L6 132V131H0V154L2 155L3 153H5V152H7V151H12L13 150V147H14V145H18L19 147H21V143H20V140L18 139V138H21V136L19 137H17V135H20L19 133H22L23 131H26V129H23V131L21 130V132H18V134L17 135H14V134H9L8 133ZM12 131V130H11ZM35 131V130H34ZM46 130H44V132H45ZM60 131V130H59ZM62 131V130H61ZM66 131H67V129H66ZM114 131V130H113ZM113 131H112V134H113ZM118 131V130H117ZM124 131H125V129H124ZM161 131V130H160ZM163 131V130H162ZM161 131V132H162ZM166 131V130H165ZM165 131H163L162 133H164ZM199 131V130H198ZM220 131V130H219ZM233 131V130H232ZM33 132V131H32ZM68 132V131H67ZM111 132V131H110ZM174 132V131H173ZM173 132H169V133H173ZM178 132V131H177ZM181 132V131H180ZM201 132V131H200ZM200 132H195L194 133V136L192 137V138H188V135L187 134H184V136H183V138H178L176 141H175V143H174V146H173V148H172V150H167L166 149V147H165V149L163 150H161V151H159V152H157V154H155L154 156H152V157H150L152 154H150V160H144L143 158V163L145 164V166H148L149 168H147V170L148 169H151V171H152V173H151V179L152 180H158L159 181V188H158V191L155 189V188H153L154 189V191L156 190L157 192H159V193H162L163 194V196L161 197V200H163L164 201V203L166 204V206L168 207V209L169 210H171V211H174V214H175V216L178 218V219H185V221L186 220H191L193 223H195V224H197V225H200V224H203V223H205L207 220H209V218L211 217V216H213L214 215V222L213 223H215L216 224V226H217V231H219L220 232V234H221V237H223V238H225V237H227V236H230L231 235V233H233V237H234V232L239 228V226H240V228H241V225L243 224V222L245 221L246 223H248L247 221H249V218L248 217H246L245 215H244V212H243V209H245L246 207H244L243 206V204L244 205H246V202H247V200H246V198H247V196H246V194H247V189H248V186H249V180L250 179H252V178H256L257 177V172L259 173L260 172V170L259 171H257L256 172V168L257 167H255V164L254 163H257L258 164V162L259 161H261L260 160V157H258L259 158V160L258 161H256L255 162V157H254V155L252 154V153H249V152H245V151H241V149L239 150H237L236 148H237V146H235V145H233V144H227V142H225V140L227 139V136H226V131L224 132L225 133V135L224 134H219V133H217L216 135H215V137H214V139H210L209 141H207V139H206V137L205 136H203L202 134L204 133H201V134H199ZM217 132V131H216ZM235 132H237V131H235ZM10 133H13V132H10ZM15 133V132H14ZM28 133H31V131L30 132H28ZM42 133H43V131H42ZM105 133V132H104ZM115 133H116V131H115ZM162 133H160L161 134V136H162ZM187 133V132H186ZM210 133V132H209ZM254 133V132H253ZM27 134V133H26ZM26 134H24L25 136H27ZM32 134V133H31ZM31 134H28V135H30L31 136ZM40 134V133H39ZM97 134V133H96ZM100 134V133H99ZM120 135V133H117V135ZM127 134V133H126ZM154 134H156V133H154ZM158 134V133H157ZM176 134H179V133H175V135ZM214 134V133H213ZM23 135V136H24ZM33 135H34V133H33ZM36 135V134H35ZM35 135H34V137H35ZM167 135V134H166ZM170 135V134H169ZM175 135H173V136H175ZM205 135V134H204ZM240 135H241V133H240ZM23 136H22V138H23ZM70 136V135H69ZM73 136V135H72ZM177 136H179V135H177ZM177 136H175L176 138H177ZM253 136H255L254 134H253ZM257 136V135H256ZM32 137V136H31ZM30 137V138H31ZM96 137V136H95ZM159 137H160V135H159ZM163 137H165V135L163 136ZM167 137H168V135H167ZM167 137H165V138H167ZM170 137H172V136H170ZM174 137V138H175ZM179 137H181V136H179ZM209 137V136H208ZM236 137H238V136H236ZM246 137V136H245ZM250 137V136H249ZM260 137V136H259ZM21 138V139H22ZM30 138L28 139V140H30ZM37 138V137H36ZM70 138V137H69ZM93 138V137H92ZM97 138H99V137H97ZM104 138V137H103ZM103 138H100V140L101 139H103ZM107 138V137H106ZM105 138V139H106ZM108 138H110V133H109V136H108ZM108 138L105 140H102V141H104V143H105V141L107 142V140H108ZM113 138H114V136H113ZM112 138V139H113ZM121 138V137H120ZM162 138V137H161ZM255 138V140L257 139V137H254ZM26 139H27V137H26ZM33 139V138H32ZM117 139H119V137H117L116 138V140ZM189 139V140H188ZM233 139H234V137L233 138H231V142L233 141ZM240 139V138H239ZM246 139H248L247 137H246ZM23 140H25L24 138H23ZM36 140V139H35ZM34 139H33V141H35ZM96 140H98V139H96ZM110 140V139H109ZM159 140V139H158ZM162 140V139H161ZM249 140V139H248ZM66 141V142H65ZM94 141V140H93ZM111 141V140H110ZM109 141V142H110ZM169 141V140H168ZM168 141H166V142H168ZM173 141V140H172ZM171 140H170V143L172 142ZM228 141V140H227ZM237 141V140H236ZM244 141V140H243ZM259 141V140H258ZM36 142V141H35ZM58 142H60V144L58 145ZM70 142V141H69ZM238 142V141H237ZM239 142H241V140L239 141ZM263 142V141H262ZM92 144L94 143V142H91ZM98 143V142H97ZM99 143H100V141H99ZM108 143V142H107ZM116 143V142H115ZM169 143V144H170ZM253 143V142H252ZM260 144H261V142H259ZM25 144H26V142H25ZM37 144V143H36ZM90 144V143H89ZM95 144V143H94ZM106 144V143H105ZM104 144V145H105ZM161 144V143H160ZM163 144V143H162ZM250 144V143H249ZM262 144H264V143H262ZM262 144H261V146H262ZM31 145V144H30ZM33 145H35V144H33ZM97 145V144H96ZM101 145H102V142H101ZM23 146V145H22ZM37 146V147H38ZM25 147H27V146H25ZM29 147H31V146H29ZM88 147V146H87ZM90 147H91V145H90ZM92 147H94L93 145H92ZM98 147V150H99V148H101V147H99V146H97ZM146 147V146H145ZM48 148H47V150H48ZM95 148V147H94ZM94 148H93V150H94ZM102 148H103V145H102ZM107 148V147H106ZM239 148V147H238ZM22 149V148H21ZM77 149V150H78ZM89 149V148H88ZM87 149V150H88ZM105 149V148H104ZM146 149V148H145ZM256 149V148H255ZM31 150H32V148H31ZM31 150H29V151H31ZM36 150V149H35ZM68 151H69V148L67 149ZM66 150V152H68ZM92 150V148H91V151H93ZM95 150H96V148H95ZM94 150V151H95ZM101 150V149H100ZM253 150V149H252ZM90 151V152H91ZM97 151V150H96ZM96 151L94 152L95 154H93V152H91L92 153V155H93V157H95L94 158V162L95 163H97V161H95V159L97 158V156L98 155H101L100 153L96 156ZM102 151V150H101ZM156 151V150H155ZM239 151H241V152H239ZM27 152V151H26ZM36 152V151H35ZM41 152V151H40ZM43 152H45V151H43ZM65 152V151H64ZM70 152H71V150H70ZM89 152V154H91ZM106 153H107V151H105ZM113 151H111V153H112ZM261 152V151H260ZM8 153H10V152H8ZM48 153V152H47ZM55 153V152H54ZM98 153V152H97ZM102 153V152H101ZM25 154H27V153H25ZM39 154V153H38ZM259 154V153H258ZM262 154V153H261ZM8 155V154H7ZM28 155H30V154H28ZM33 155V154H32ZM48 154H46V156H47ZM95 155V156H94ZM110 155V154H109ZM260 155V154H259ZM12 156V155H11ZM24 156V155H23ZM37 156V155H36ZM75 156V155H74ZM85 156V155H84ZM87 156V155H86ZM102 156V155H101ZM100 156V157H101ZM107 156V155H106ZM257 156V155H256ZM263 156V155H262ZM3 157V156H2ZM29 157V156H28ZM30 157H32L31 155H30ZM68 157H70V156H68ZM99 157V156H98ZM103 157V156H102ZM18 158V157H17ZM22 158V157H21ZM33 158V157H32ZM31 158V159H32ZM52 158V157H51ZM90 158H92V156H90ZM89 158V159H90ZM103 158H107V157H103ZM110 158V157H109ZM263 158H264V156H263ZM2 159V158H1ZM20 159V158H19ZM27 159V158H26ZM30 159V160H31ZM46 159V158H45ZM87 159V158H86ZM93 159V158H92ZM102 158H100L99 160L100 161H102V162H100L101 164H100V167L102 168V167H104V168H106L105 167V164H102V163H104V161H103V159L101 160ZM16 160V159H15ZM14 160V161H15ZM18 160V159H17ZM22 160V159H21ZM24 160V159H23ZM35 160H36V158H35ZM41 160V159H40ZM51 160V159H50ZM107 160V159H106ZM109 160V159H108ZM127 160V159H126ZM125 160V161H126ZM8 161V160H7ZM43 161V160H42ZM48 161V160H47ZM90 162H92V160L90 159L89 160ZM264 161V160H263ZM24 162V161H23ZM53 162V161H52ZM88 163V164H91V165H89V166H91L90 168H88V169H85V171L86 170H92L93 169V167H95V166H93L92 165V163ZM25 163V162H24ZM23 163V164H24ZM32 163V162H31ZM85 163V162H84ZM94 163V164H95ZM264 163V162H263ZM262 163V164H263ZM110 164H111V161H110ZM257 164H256V166H257ZM259 164H260V162H259ZM261 164V166H263ZM33 165H34V163H33ZM37 165H39V164H37ZM46 165H48V164H46ZM95 165H97V164H95ZM99 165V164H98ZM98 165H97V170L96 171H98ZM103 165V166H102ZM43 166H45V165H43ZM49 166V165H48ZM57 166V165H56ZM59 166V165H58ZM89 166H87V167H89ZM93 166V167H92ZM143 166V165H142ZM12 167V166H11ZM22 167H23V165H22ZM35 168H36V166H34ZM99 167V168H100ZM259 167V166H258ZM264 167V166H263ZM25 168V167H24ZM23 168V169H24ZM27 168V167H26ZM56 168V167H55ZM78 168V167H77ZM86 168V167H85ZM101 168H100V170L97 172L98 174H99V172L101 173L102 171H103V173H105L106 172V170H105V172H104V168H103V170L101 171ZM108 168V167H107ZM261 168V167H260ZM20 169V168H19ZM27 169H29V168H27ZM95 169V168H94ZM109 169V168H108ZM259 169V168H258ZM262 169V168H261ZM264 169V168H263ZM18 169H15V171H17ZM33 170H34V168H33ZM51 170V169H50ZM49 170V168H46V167H42L41 166V168H40V171H39V179H38V181H37V179H35V183H34V185H32V186H34L33 188L37 191V193H30V194H28V196L26 197V200L28 201H30L31 202V200L33 199V197H35V196H39L38 197V201H37V205H40L41 203H43V202H51L50 204H53V202H54V204H55V206L57 207V209H61V210H64L65 211V209H66V211L65 212H71V209H73L75 206H76V204L79 202V199H80V197L82 196L81 195V192L82 191H79V188H82V186L80 185V187L78 188V187H76L75 186V181H74V176L72 175V174H70L69 176H67L64 180H62L61 181V183L59 184V185H57L56 184V182L55 181H53V179H51L52 178V174H51V171ZM59 170V169H58ZM91 170H90V172H87L86 173V175L88 174V173H92L93 174V171H94V174L92 175V174H90V175H92L91 176V186H92V188L93 189H90L91 190V193H92V190H93V201H92V210H93V212L95 213V215L93 214V216H96V214H99V215H97V217H100V213L101 212H104L105 213V211H106V207H105V204H103L102 205V200H100L101 198L103 199V197H101L100 199L98 198V194L97 193H95L94 191H96L95 190V187L96 186H98L99 184L101 185V182L100 181H102L103 179H106L105 181H107V178H106V174L104 175L103 173H101V174H103L105 177H100V175H98V174H95L96 172H95V170H92V172H91ZM14 171V170H13ZM20 171V170H19ZM66 171V170H65ZM81 171V170H80ZM82 171H84V170H82ZM81 171V172H82ZM84 171V172H85ZM111 171V170H110ZM151 171H148V173L149 172H151ZM24 172V171H23ZM30 172H31V170H30ZM34 172V171H33ZM36 172V171H35ZM76 172V171H75ZM262 172H264V170L262 171ZM12 173V172H11ZM14 173V172H13ZM65 173V172H64ZM109 173V172H108ZM261 173V172H260ZM18 174V173H17ZM24 174H25V172H24ZM26 174H27V172H26ZM32 174V173H31ZM36 174V173H35ZM34 174V175H35ZM142 174H144V173H142ZM21 175V174H20ZM29 175V174H28ZM89 175V176H90ZM102 175V176H103ZM261 175H262V173H261ZM22 176V175H21ZM30 176V175H29ZM32 176V175H31ZM30 176V177H31ZM62 176H63V174H62ZM78 176V175H77ZM81 176V175H80ZM88 176V177H89ZM259 176V175H258ZM17 177V176H16ZM261 177V176H260ZM259 177V178H260ZM18 178V177H17ZM20 178V177H19ZM29 178V177H28ZM58 178V177H57ZM64 178V177H63ZM258 178V179H259ZM15 179V178H14ZM22 179V178H21ZM20 179V180H21ZM84 179H86V178H84ZM102 179V180H101ZM263 179H264V176H263ZM263 179H261V180H263ZM18 180V179H17ZM29 180H30V178H29ZM55 180V179H54ZM58 180V179H57ZM253 180V179H252ZM251 180V183L252 182H256L257 181V178L255 179V181H252ZM260 180V181H261ZM12 181V180H11ZM82 181V180H81ZM89 181V180H88ZM20 182V181H19ZM25 182V181H24ZM24 182H21L22 184L24 183ZM27 182V181H26ZM20 183V185H22ZM33 183V182H32ZM58 183V182H57ZM83 183V182H82ZM89 183V182H88ZM107 184H108V182H106ZM106 183H104V184H106ZM113 183V182H112ZM117 183V182H116ZM119 183V182H118ZM257 183V182H256ZM262 183V182H261ZM30 185H31V183H29ZM28 184V185H29ZM106 184V185H107ZM110 184V183H109ZM109 184L107 185V186H109ZM114 184V183H113ZM254 184V183H253ZM25 185V184H24ZM27 185V186H28ZM111 185V184H110ZM145 185H148L147 183H145ZM262 185V184H261ZM31 186V187H32ZM116 186V185H115ZM127 186H129V185H127ZM135 186V185H134ZM134 186H130V187H134ZM250 186H252V185H250ZM249 186V187H250ZM1 187V186H0ZM4 187V186H3ZM87 187H90V186H87ZM99 187V186H98ZM103 187H105V186H103V182H102V186H101V190L100 191H103V189H105V188H103ZM137 187V186H136ZM155 187V186H154ZM24 188H26L27 189V187L25 186ZM29 188V187H28ZM97 188V187H96ZM103 188V189H102ZM108 188V187H107ZM112 188V187H111ZM116 188H117V186H116ZM122 188V187H121ZM1 189V188H0ZM12 190H13V187L11 188ZM15 189H16V187H15ZM14 189V190H15ZM21 189H23V186H22V188L21 187H19V192H15V193H20L22 190ZM30 189V188H29ZM98 189V188H97ZM125 189V188H124ZM136 189H138V188H136ZM24 190V189H23ZM127 190H129V189H126L125 191H127ZM140 190V189H139ZM99 191V190H98ZM100 191H99V194H100ZM105 191V190H104ZM133 191V190H132ZM135 192H137V190H134ZM153 191V190H152ZM1 192V191H0ZM27 192V191H26ZM26 192H21V194H20V196L19 197H23V196H25L24 194L26 193ZM97 192V191H96ZM124 192V191H123ZM128 192V191H127ZM127 192H125V193H127ZM9 193V192H8ZM129 193H130V191H129ZM133 193V192H132ZM155 193L156 192H154V195H155ZM248 193H249V190H248ZM40 194V195H39ZM89 194V193H88ZM102 194V193H101ZM128 194V193H127ZM126 194V195H127ZM137 194V193H136ZM1 195V194H0ZM15 195H17V196H15V197H18V194H15ZM156 195H157V193H156ZM160 195V194H159ZM165 195V196H164ZM4 196V195H3ZM13 196V195H12ZM103 196V195H102ZM248 196H249V194H248ZM5 197H7V196H5ZM10 197V196H9ZM86 197V196H85ZM127 197V196H126ZM12 198V197H11ZM128 198V197H127ZM126 198V199H127ZM150 198V197H149ZM17 199V198H16ZM125 199V198H124ZM148 199V198H147ZM248 199V198H247ZM256 199V198H255ZM12 200H13V202H14V199L12 198ZM12 200H11V203H12ZM109 200V199H108ZM246 200V202H244ZM259 200V199H258ZM8 200H6L5 202H7ZM9 201H10V199H9ZM16 201V200H15ZM25 201V197H24V200H20V201H18V202H16V206H17V211H16V213H15V215L17 214V217H20V218H23L25 215H26V213H28V210H32V206H29L28 204V206H23L22 204H23V202ZM103 201L104 202H106L107 200H106V198H105V200L103 199ZM110 201V200H109ZM157 201V200H156ZM85 202V201H84ZM111 202V201H110ZM113 202V201H112ZM125 202H126V200H125ZM255 202V201H254ZM2 203H4V202H2ZM15 203V202H14ZM90 203V202H89ZM109 203V202H108ZM117 203V202H116ZM118 203H121V202H118ZM124 203V202H123ZM122 203V204H123ZM107 204V203H106ZM115 204V203H114ZM154 204H155V202H154ZM161 204H163V203H161ZM257 204H258V201H257ZM256 204V206H258ZM8 205V204H7ZM46 205H48V204H46ZM90 205H91V203H90ZM10 206V205H9ZM15 206V205H14ZM49 206V205H48ZM107 206V205H106ZM111 206H112V204H111ZM119 206V204L117 205V207ZM162 206V205H161ZM248 206V205H247ZM11 207V206H10ZM47 207V206H46ZM45 207V208H46ZM50 207V206H49ZM52 207V206H51ZM53 207H54V205H53ZM84 207V206H83ZM108 207V206H107ZM120 207V206H119ZM122 207V206H121ZM244 207V208H243ZM85 208V207H84ZM109 208H111V207H109ZM10 209V208H9ZM48 209V208H47ZM53 209V208H52ZM57 209H54V210H56L57 211ZM83 209V208H82ZM108 209V208H107ZM40 210V209H39ZM43 210H45V209H43ZM42 210V211H43ZM61 210H60V213L59 214H61L62 212H61ZM81 210V209H80ZM91 210V209H90ZM89 210V211H90ZM114 210H116V208L114 209ZM113 210V211H114ZM118 210V209H117ZM121 210V209H120ZM123 210H124V208H123ZM33 211V210H32ZM32 211H29V213L31 212V214H32ZM47 211V210H46ZM49 211H50V209H49ZM48 211V212H49ZM108 211V210H107ZM111 211V210H110ZM158 211V210H157ZM59 212V211H58ZM57 212V213H58ZM65 212H64V214H65ZM78 212H80V211H78ZM81 212H82V210H81ZM88 212V211H87ZM92 212V211H91ZM91 212H89V217L91 218L92 217V215L90 216V213ZM92 212V213H93ZM5 213V212H4ZM34 213V212H33ZM113 213V212H112ZM114 213H115V211H114ZM118 213H119V211H118ZM47 214V213H46ZM117 214V213H116ZM121 214V213H120ZM120 214H119V216H120ZM122 214H124V213H122ZM167 214V213H166ZM51 215V214H50ZM50 215H47V216H50ZM55 215V214H54ZM53 215V217H55ZM61 215H63V214H61ZM60 215V216H61ZM69 215V214H68ZM107 215V214H106ZM110 215V214H109ZM149 215V214H148ZM147 215V216H148ZM158 215H159V213H158ZM32 216V215H31ZM39 216H40V214H39ZM57 216V215H56ZM117 216H118V214H117ZM160 216V215H159ZM2 217V216H1ZM29 217V215L27 214V218ZM43 217V216H42ZM51 217V216H50ZM88 217V218H89ZM96 217V218H97ZM104 217H105V215H104ZM103 217V218H104ZM150 217V216H149ZM168 217V216H167ZM26 218V217H25ZM87 218V219H88ZM93 218V217H92ZM106 218V217H105ZM119 218V217H118ZM133 218H134V216H133ZM136 218V217H135ZM190 218V219H189ZM47 219V218H46ZM45 219V220H46ZM53 219V218H52ZM55 219V218H54ZM98 219V218H97ZM107 219H109V218H106V220ZM131 220H132V218H130ZM137 219H139V218H137ZM39 220V219H38ZM49 220V219H48ZM92 220V219H91ZM130 220V221H131ZM247 220V221H246ZM44 221V220H43ZM59 221V220H58ZM58 221H56L57 223H58ZM89 221H90V219H89ZM93 221H94V219H93ZM93 221H92V223H93ZM100 221H102L101 220V217H100ZM108 221V220H107ZM253 221V220H252ZM251 221V222H252ZM0 222H2V221H0ZM52 222V221H51ZM91 222V221H90ZM89 222V223H90ZM106 222V221H105ZM136 223L135 224H137V222H138V220H136L135 221ZM147 222V221H146ZM145 222V223H146ZM250 222V223H251ZM25 223V222H24ZM45 223H46V221H45ZM48 223V222H47ZM50 223V222H49ZM96 224L97 223H99V221L98 222H95ZM132 223H133V220H132ZM174 223V222H173ZM39 224H41V223H39ZM56 224V223H55ZM59 224V223H58ZM100 224V223H99ZM139 225H140V223H138ZM14 225V224H13ZM43 225V224H42ZM86 225H88V224H86ZM91 225H94V224H91ZM105 225V224H104ZM106 225H107V223H106ZM127 225V224H126ZM147 225V224H146ZM193 226H196V225H194V224H192ZM192 225H191V227H192ZM206 225V224H205ZM204 225V226H205ZM211 225V224H210ZM213 225V224H212ZM211 225V226H212ZM3 226H4V224H3ZM18 226V225H17ZM49 226V225H48ZM57 226V225H56ZM97 226H99L100 227V225H97ZM96 226V227H97ZM144 227H145V225H143ZM211 226H209L208 228H210ZM243 226V225H242ZM23 227V226H22ZM27 227V226H26ZM40 227V226H39ZM42 227V226H41ZM66 227V226H65ZM84 227V226H83ZM92 227V226H91ZM95 227V226H94ZM95 227V228H96ZM106 227H108V226H106ZM127 228H128V226H126ZM202 227V226H201ZM51 228V227H50ZM49 228V229H50ZM53 229H54V227H52ZM64 228V227H63ZM93 228V227H92ZM94 228V229H95ZM139 228V227H138ZM170 228V227H169ZM200 228V227H199ZM199 228L197 229L198 230V232H199ZM206 228H207V226H206ZM42 229V228H41ZM56 229H58V228H56ZM59 229H62V228H59ZM67 229V228H66ZM91 229V228H90ZM93 229V230H94ZM97 230H98V227L96 228ZM100 229V228H99ZM183 229V228H182ZM8 230V229H7ZM13 230V229H12ZM33 230V229H32ZM38 230V229H37ZM51 230V229H50ZM64 230V229H63ZM89 230V229H88ZM87 230V231H88ZM92 230V231H93ZM125 230V229H124ZM141 230V229H140ZM47 231V230H46ZM46 231L44 232V233H46ZM96 231V230H95ZM95 231H94V233H95ZM100 231V230H99ZM142 231V230H141ZM203 231H205V229L203 230ZM0 232H2V231H0ZM17 232V231H16ZM23 232V231H22ZM52 232V231H51ZM67 232V231H66ZM90 232V231H89ZM97 232V231H96ZM145 232V231H144ZM163 232V231H162ZM212 232V231H211ZM245 232V231H244ZM6 233V232H5ZM9 233V232H8ZM11 233V232H10ZM21 233V232H20ZM27 233V232H26ZM32 233V232H31ZM41 233V232H40ZM48 233V232H47ZM46 233V234H47ZM54 233H56V231L54 232ZM92 232H90V234H91ZM94 233H93V236H92V238H94V237H96V236H94ZM119 233V232H118ZM136 233V232H135ZM1 234V233H0ZM15 234H17V233H15ZM66 234V233H65ZM80 234V233H79ZM85 234H86V232L83 234L84 236H85ZM90 234H89V236H90ZM123 234V233H122ZM141 234H142V232H141ZM201 234H203V232L201 233ZM248 234V232H246L245 233V235L247 236V237H245V240H246V242L248 241L246 238H248V236H250V234L249 235H247ZM12 235V234H11ZM31 234H23V235H21V236H17L15 239L13 238V240H9V238L7 237V235H4V233H3V236H5V237H3L2 238V234L0 235L1 236V239H0V264H85L83 261H81L82 260V256H83V254H82V256H81V260L78 258V255H76V256H74V255H72L71 253H70V250H72V248H74V247H70L69 245H68V243L64 240V238L62 239V240H64V242H62V241H60V239L59 238H57V236H55V237H40V236H35V237H31L30 236ZM72 235V234H71ZM86 235H88V234H86ZM95 235H96V233H95ZM129 235V234H128ZM128 235H127V237H128ZM130 235H131V233H130ZM143 235V234H142ZM142 235H141V237H142ZM45 236V235H44ZM61 237H63L62 235H60ZM69 236H70V234H69ZM73 236V235H72ZM71 236V237H72ZM89 236L88 237H86V239L87 238H89ZM117 236H121V234L120 235H117ZM144 237H145V235H143ZM200 236V235H199ZM198 236V237H199ZM202 236H204V234L202 235ZM66 237H68V235L67 236H65V238ZM122 237H124V239H125V236L124 235H122ZM139 237V236H138ZM138 237H129V238H126V241H125V243H122V245H121V249H122V251H121V255H123L122 256V260H120L121 261V264H141V263H145L146 262V264H150L151 263V261H149V259L152 257H147L146 259H147V261L145 260H143V256H147L146 254L145 255H143V251H142V249H140V245H138ZM244 237V236H243ZM243 237H242V239H243ZM74 238H76V237H74ZM92 238H90V239H92ZM121 238V237H120ZM201 238V237H200ZM231 238V237H230ZM67 239H69V238H66V240ZM90 239H88V240H85L86 242L87 241H89ZM119 239V238H118ZM199 239V238H198ZM198 239H196V241H195V243L197 242V240ZM203 239H205V236L203 237ZM227 239H228V237H227ZM232 239V238H231ZM230 239V240H231ZM241 238H239L238 240H240ZM241 239V240H242ZM252 239H254V238H252L251 237V241H248L247 243L245 242H243V244H244V246H248L249 247V245H251V246H253L254 247V244H255V242H252V241H255V239L254 240H252ZM70 240V239H69ZM68 240V241H69ZM93 240V239H92ZM141 240V239H140ZM233 240H235V239H233ZM121 241V240H120ZM228 241V240H227ZM200 242V241H199ZM229 242V241H228ZM236 242V241H235ZM234 241H230L229 243H226V244H229V245H227V246H230L232 249H234V247H235V245L237 246V244L235 243ZM238 242V241H237ZM251 242V243H250ZM256 242H260L259 240L258 241H256ZM87 243H89V242H87ZM86 243V244H87ZM117 243V242H116ZM195 243H194V245H195ZM202 243V242H201ZM220 243H222V242H220ZM74 244V243H73ZM140 244V243H139ZM241 244V243H240ZM243 244L241 245V246H243ZM257 244V243H256ZM260 244H262V243H260ZM75 245V244H74ZM207 245V244H206ZM222 245V244H221ZM263 245V244H262ZM262 245H259V244H257V245H255V247L254 248H252L251 246V249H249V248H246V250H243V251H245L244 252V254L246 253V251L248 252V249L249 250H251L250 251V254H251V252H253V255L254 254H258V252H261L260 251V249L263 247ZM204 246V245H203ZM224 246V245H223ZM239 246V245H238ZM238 246H237V248H238ZM241 246H239V248H241ZM243 246V247H244ZM86 247V246H85ZM113 247H115V246H113ZM197 247V246H196ZM77 248V247H76ZM110 248V247H109ZM201 248V247H200ZM203 248H205V247H203ZM225 248V247H224ZM236 248V252L235 253H238L239 251H238V249ZM116 249V248H115ZM196 249V248H195ZM229 249V248H228ZM231 249V250H232ZM244 249V248H243ZM264 249V248H263ZM263 249H262V252H263ZM114 250V249H113ZM144 250V249H143ZM194 250V249H193ZM198 250H201V249H198ZM240 250V249H239ZM252 250H254V251H252ZM76 251H77V249H76ZM81 251V250H80ZM111 251V250H110ZM118 251V250H117ZM142 251V252H141ZM233 251V250H232ZM242 251V250H241ZM119 252H120V250H119ZM196 252V251H195ZM227 252H230V250L229 251H227ZM234 252V251H233ZM232 252V253H233ZM89 253V252H88ZM105 254H106V252H104ZM104 253H102V254H104ZM107 253H108V255L110 254V253H112V252H109L108 250H107ZM147 253V252H146ZM231 253V255H234V253L232 254ZM104 254V255H105ZM244 254L242 253V255H243V257H244ZM247 254H249V253H246L245 254V256L248 258V255ZM256 254V255H257ZM264 254V253H263ZM263 254H261L260 253V255H263ZM81 255V254H80ZM112 255V254H111ZM111 255H109V257L111 256ZM154 255V254H153ZM159 255H160V252H159ZM158 255V256H159ZM229 255H230V253H229ZM239 255V254H238ZM242 255H239V259L241 260V258L240 257H242ZM252 255V254H251ZM148 256H149V254H148ZM157 255H155V257H156ZM227 256H228V253H227ZM98 257H99V255H98ZM111 257H113V256H111ZM110 257V259H113V258H111ZM154 257V258H155ZM230 257V256H229ZM232 257V258H231ZM230 257V259H231V262H233V263H231V264H236L237 262H239L238 260L239 259H237V261H236V259H235V261H232V259H233V256H231ZM251 256H249V258H250ZM252 257H256L255 259H251V260H255L256 261V259L258 258L257 256H252ZM251 257V258H252ZM85 258V257H84ZM102 258V257H101ZM154 258L152 257V259L154 260ZM264 258V257H263ZM109 259V258H108ZM119 259H121L120 257H119ZM157 259V261L159 260V258H156ZM86 260V259H85ZM96 260H97V258H96ZM151 260V259H150ZM243 260V259H242ZM241 260V261H242ZM260 258H258V260L256 261V263L258 262V263H260ZM104 261H105V259H104ZM114 261L116 262V260L114 259ZM155 262L154 263H156V260H154ZM248 261V260H247ZM86 262H87V260H86ZM123 262V263H122ZM153 262V261H152ZM252 262H254V261H252ZM242 263H243V261H242ZM248 263V262H247ZM262 263V262H261ZM264 263V262H263ZM89 264V263H88ZM111 264V263H110Z\"/></svg>",
  "mask_w": 264,
  "mask_h": 264
}]
</instances>
